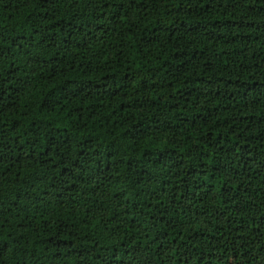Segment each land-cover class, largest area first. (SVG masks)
I'll list each match as a JSON object with an SVG mask.
<instances>
[{"label": "trees", "instance_id": "obj_1", "mask_svg": "<svg viewBox=\"0 0 264 264\" xmlns=\"http://www.w3.org/2000/svg\"><path fill=\"white\" fill-rule=\"evenodd\" d=\"M0 264H264V0H0Z\"/></svg>", "mask_w": 264, "mask_h": 264}]
</instances>
